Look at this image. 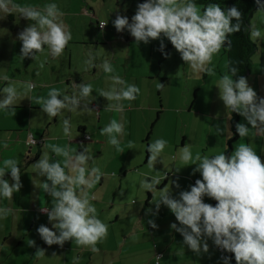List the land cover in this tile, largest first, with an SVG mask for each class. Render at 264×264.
Instances as JSON below:
<instances>
[{
  "label": "clouds",
  "instance_id": "clouds-1",
  "mask_svg": "<svg viewBox=\"0 0 264 264\" xmlns=\"http://www.w3.org/2000/svg\"><path fill=\"white\" fill-rule=\"evenodd\" d=\"M256 13H264V3L255 0ZM0 13L3 19L8 14L19 13L20 17L30 21L17 35L21 42L20 58L37 59V55L47 52L51 58L62 55L64 49L72 39L67 25L63 23L64 13L57 4L47 3L42 6L13 3V0H0ZM242 12L235 6L226 10L220 4L208 3L198 5L195 0H145L137 4L131 22L127 16L116 15L113 26L118 33L127 31L136 44H148L153 40H160L159 51L164 53L165 45L161 37L166 38L173 48L180 54L184 63H187L195 73L214 75L210 67L213 55L222 47L231 46L229 37L240 32L243 26ZM235 23H232V21ZM107 23V22H106ZM102 26V28L106 25ZM250 38L253 41L261 38V30L254 25L249 26ZM170 54H165V59ZM95 56L88 53L84 63L88 68H95ZM43 67V63L40 64ZM105 73H115V69L108 60L99 65ZM235 66H227V71L218 80L217 89L219 99L225 109L235 112L246 121L235 125L236 134L240 138L249 135L250 130L255 134L264 136V98L249 86L243 76H237ZM233 77H237L235 80ZM8 81L0 92V110L15 116L12 105L17 101L19 92L15 82L8 76ZM111 85L108 90L100 89L99 96L108 102L106 109L122 111L121 101H133L140 93V89L127 83L120 75L110 76ZM165 85L157 83L158 89ZM35 88L32 82L25 83V93ZM76 90L73 95L63 94L59 89L51 88L47 96L31 97L41 106V110L49 117L61 114L62 109L75 111L82 107V111L92 112L88 104L94 97L93 86L85 83H72ZM91 97L87 103L84 101ZM62 131L65 136L72 135V122L70 118L62 121ZM250 126V127H249ZM218 135L227 132L231 138L233 133L228 126L215 127ZM125 134L124 124L112 119L108 125L101 129V135L108 137V143L122 151L119 136ZM91 139V137H88ZM29 143L36 144V139ZM167 141L156 139L146 146L148 165L154 168L159 162ZM132 142L129 141V146ZM7 147V145H5ZM51 149L54 159L45 151L33 163L32 169L36 176L44 177L39 182V190L50 197L51 206L40 207L46 214L51 229L43 224L37 228L39 237L45 244L63 246L67 241H75L77 245L87 246L92 252H98V242L108 235V225L98 218L97 208L91 203L95 196H89L90 189L100 181L104 175L99 167L89 168V162L94 159L88 146L79 145L82 151L73 150L70 145H46ZM180 160L185 164L193 162V174L200 173L202 179H197L194 186L188 191H180L174 197L171 185L179 188L175 181L170 187L157 188L161 178L154 176L141 182L142 187L150 193L159 191V199L154 203L155 212L158 213L161 205L166 206L175 216L177 223L170 225L183 237V246H187L195 255L208 253L207 241L212 240L218 249L234 255L236 264H264V163L247 143H239L229 155L220 153L209 157L199 152L193 157L191 145L185 144L179 149ZM175 159V157H173ZM0 166V197L12 199L13 194L22 188L19 161L15 158H5ZM10 174L11 183L4 179ZM167 177L164 174L163 180ZM209 197L217 203L215 206L204 203L203 197ZM11 209L0 207V219L7 218ZM149 212H152L149 209ZM155 214V213H153ZM151 228L158 226L153 220L147 222ZM179 225V226H178ZM35 240H29L30 247L35 246ZM35 255L45 256V250L37 248ZM53 256H56L53 253ZM157 261L161 257H155ZM223 264H230L231 257H222Z\"/></svg>",
  "mask_w": 264,
  "mask_h": 264
},
{
  "label": "crops",
  "instance_id": "crops-1",
  "mask_svg": "<svg viewBox=\"0 0 264 264\" xmlns=\"http://www.w3.org/2000/svg\"><path fill=\"white\" fill-rule=\"evenodd\" d=\"M79 9L80 7H78V11ZM91 11L90 7L84 6L80 9V12L73 13L74 15L69 17L67 11L64 10V15L61 19L64 24H67L68 20L79 19L80 16L90 14ZM93 13L92 11L90 15L93 16ZM8 16L14 22L17 19L20 21V25L18 24L13 29L16 35L9 37L11 38V46L15 47L18 45L17 48L20 51L22 45L16 37L29 22L20 17L19 13H16V20V17H13L12 14ZM98 18L100 17L98 16ZM99 22H102V20H99ZM68 29L75 34V37L69 41L62 55L57 58L49 57L47 52H44L43 55H37V59L34 60L31 58L22 60L20 53H13L9 56L4 53L0 56V90L8 83V81L3 80V77L8 76L11 81L15 82L19 92L17 101L12 105L15 108V116L8 115L3 110H0V162L5 158L17 159L19 161L22 183V188L19 192L13 194L12 199L0 197V207L11 209L7 218L0 219V264H156V254L161 255V260L158 261L159 264H223L218 248L213 245L211 239L207 241L209 246L208 253H202L199 256L195 255L187 246H183V237L174 230H170L172 223L178 224L175 216L163 205H161L158 213L155 212L154 203L159 199V191L156 192L157 194L149 192L150 196L148 200L144 201V205L141 203L144 200L142 196L136 197L137 200L133 204L131 203L132 200L127 203L119 201L124 196L117 197L121 195L120 191L123 185L126 186L125 195L128 194L127 196L130 197L132 195L138 196L140 190H138L137 184L154 176L161 178V184L157 186L158 190L163 187H170V182L172 181L179 184V188L171 185L174 197L178 196L180 191L190 190L193 182L197 179H202V177L198 172L193 174V169L195 168L193 163L190 162L185 165L180 160L177 146H175L174 151H170L168 163L158 168L160 169V174L158 175H153L143 170L142 167L140 172L137 169L133 170L134 167L142 165L141 155L136 154L135 158H132V156L128 158L127 155H124L123 160L119 159V156L124 154L125 150L124 142L121 140L120 147L122 151L118 152L115 150L113 159L104 161V157H100L108 141L105 139L106 135H100L101 129L105 127L106 122L109 123L114 119V117L109 118L110 109L105 108L110 102L99 96L100 89L108 90L111 85V83L110 85L105 83V78L110 73H105L99 67L106 59V54H94L95 60L93 62L97 65L95 68H88L84 63L85 60L76 62L75 58L81 54V51H73L71 46H87L90 41H86L83 35L76 30L75 26L72 28L71 25ZM107 29V25L103 28L98 27L104 37L110 31ZM94 38L99 41L98 36ZM100 44L103 45L102 42ZM109 44H112L111 41L104 45L108 46ZM224 58L225 56L221 57V60H224ZM3 59L4 62H2ZM113 59L108 61L112 64ZM41 63H43V67H40ZM225 63L226 61L222 64V69L220 68L219 72L220 74L222 73L220 76L213 70L215 74L209 77L205 73L204 80L209 77L211 81L215 82L217 87L218 80L225 74ZM114 74H117V72ZM80 78L81 80L78 82ZM246 79L258 97L264 98V66L260 65L258 69H255L251 64V69ZM29 81L35 84V88L31 92L25 93V83ZM211 81L209 92L211 91ZM73 82L76 84L99 82L97 88L91 94L94 99L89 97L84 101V103H87L88 100L92 99L88 104L89 109L93 110L92 112L82 111L83 106H81L80 109L75 111L62 109L60 115L49 117L34 100H29L31 97H46L51 88L59 89L63 94L73 95L76 91L72 88ZM163 82V79L160 80L161 84ZM139 89L140 93L137 96H140L141 90H143L142 88ZM161 90L158 91V94ZM189 91L191 97L186 96V101L182 96L179 97V102L182 104V107H180L181 111L187 110V112L191 113L194 109L196 110L195 113H199L205 118H214L216 120L219 116L224 127L228 126L232 133L237 123L246 124L243 117L235 112L231 113L228 109H225V112H220L223 113L221 115H217L215 112L212 115H208L207 112L209 110L207 108H211L212 99L207 97L205 100L203 98V93L206 92L205 85H195ZM216 91V98H219V90L217 88ZM2 95L3 93L0 92V97ZM181 95L185 96L186 94L181 92ZM184 101L188 102L187 106H184ZM134 102H136V105L138 104V100ZM140 105L142 104H139V107ZM158 108L159 110L157 111L156 107L158 112L156 120L151 122L149 132L146 133L144 139L142 138L145 133H143V129L141 132V128H139L138 135L133 142L134 146L135 141L138 143L146 141L149 144L150 137L153 136V125L159 120L160 101ZM127 109L136 110L137 107L128 106L123 108L122 111ZM233 114L236 115V122L232 127ZM65 118H70L72 122V135L70 137L65 136L62 131L61 125ZM117 120L119 121L120 118ZM102 122H104V126L101 125ZM29 135L33 139L41 141V145H29ZM84 136L91 137V139L86 140ZM214 137L216 138V136ZM229 139L230 137L225 132L221 145H218L217 141L213 143V140H210V146L208 145L207 153L204 155L212 157L225 153V145ZM81 143L89 147L94 157L89 162L88 167H99L104 174L95 187L88 190L90 197L95 196L91 203L97 208L98 218L108 225L107 237L96 245L99 249L98 252H92L90 247L77 245L75 241H67L62 247L59 245L49 246L44 243L36 231L41 224L51 229V224L48 223L46 214L40 211V207L51 206V198L39 190L40 180L43 181L46 178L36 176L31 165L45 151L49 152L54 159H63L62 157H55L51 153V149L46 147V145H70L73 150L77 149L79 152L83 150L79 147ZM205 143L206 141L204 145ZM239 143L250 144L257 155L260 156L261 162L264 163V136L256 135L255 130H250L247 137L240 138L238 136V139L232 144L231 152L235 150ZM185 144L184 137L181 140L180 147ZM0 166H2V163H0ZM164 174H167V177L163 180ZM4 179L8 180L9 183L12 182L10 174H6ZM124 179H127L126 182ZM133 186H136V188L134 189ZM203 201L212 205V199L207 196L203 197ZM136 205L137 207H132ZM149 209L152 212H149ZM148 220H153L158 227L156 229L151 228L147 223ZM29 240H35V246L30 247L28 245ZM37 248L45 250V256L35 255ZM53 253L56 256H53ZM226 256L231 257L230 264H236L233 254L226 252Z\"/></svg>",
  "mask_w": 264,
  "mask_h": 264
},
{
  "label": "rangeland",
  "instance_id": "rangeland-1",
  "mask_svg": "<svg viewBox=\"0 0 264 264\" xmlns=\"http://www.w3.org/2000/svg\"><path fill=\"white\" fill-rule=\"evenodd\" d=\"M13 3L21 6H42L47 3H55L60 11L63 12L66 10L69 17L74 15L73 13L80 12V9L84 6L90 7L94 12L93 16L90 15L92 14L91 11L90 14H84L80 16L79 19L73 18L67 21V27H71L72 25L73 28V26H75L76 30L83 35L84 39L90 41L87 46L76 47L74 45L71 46V48L73 51H81V54L75 58L76 62L88 59L89 52H92L93 55L96 53L101 55L106 54L105 60L111 61V59L114 58L112 64L115 72H117V74L127 83L134 84L138 88L143 89L141 90L140 96H137L135 99L138 100L137 105L136 102H134L135 100H125V103L123 101L120 102L123 105V108L135 106L137 107L136 110L127 109L120 112H116L113 109L109 110V118L114 117L116 120L120 118L119 122L123 123L125 128V134L118 137L119 140L124 142L125 148L124 154H121L119 159L123 160L124 155H127L128 158L131 156L132 158H135L136 154L141 155L142 165L134 167L133 170L137 169V171L140 172L142 167L143 170L148 171L153 175L160 174V169L158 168L163 164L168 163L170 151H174L175 146H177V149L181 148V140L184 137L185 143L191 145L193 157L198 152L201 155L207 153L208 145L210 146V140H213V143H216L217 141L218 145H221L224 134L218 135L215 130L217 125H220L221 128L224 127L219 116L216 120L214 118H205L201 116V114L195 113L196 110L194 109L191 113L187 112V110H180L182 104L179 102V97L182 96L186 101V96L189 98L191 97L189 90L195 85L203 84L206 89V92L203 93V98L205 100L207 97L212 99L210 104L211 108H207L209 110L207 112L208 115H212L213 112L217 113V115H221L223 113L220 112H225L223 102L219 98H216V85L214 81L210 80V75L204 80L205 73L193 72L189 65L182 61L180 54L176 52L173 46L168 53L170 54L169 58L165 59L164 53L159 51L160 40H153L148 44L142 42L136 44L134 38L126 30L118 33L114 28L112 22L118 14L127 16L129 22H131V17L135 14L139 0H13ZM38 3L40 4L38 5ZM78 7H80L79 11ZM8 15L3 19H0V56L4 53L8 56L13 53H20L17 48L18 45L12 47L10 42L11 38H9L10 36L13 37L15 34L13 29H15V26L18 24L20 25V21L17 19L16 13L12 14L13 17H16L15 20L17 19L15 22L10 20V16ZM2 16L3 14L0 13V17ZM98 16L100 18H98ZM99 20H102L104 24L107 22V30H110L105 37L103 36V33L98 30L97 25L99 24ZM28 22L31 23L30 21ZM250 22L251 26L254 25L261 30V38L256 41L252 40L257 45V49L252 56V65L255 69H258L260 65L264 66V13L257 14L255 11ZM70 32L72 38H74L75 34L72 33V31ZM96 36L99 37V41H96L94 38ZM161 39L166 46L168 40L164 37H161ZM108 41H111L112 44L105 46L104 44H108ZM101 42L103 45L100 44ZM40 54L43 55V53ZM220 56L224 57L222 55V50L213 55L212 63L209 65L219 76L222 74L219 72L220 68L222 69V64L226 61L225 58L224 60H221ZM2 62H4V59ZM113 74L114 73H110L106 76V85H110V76ZM162 79L164 80L163 85H165V87L158 94L160 89L157 88V83H160V80ZM80 80L81 78L78 79V82H80ZM210 81L212 83L211 91L209 92ZM98 83L99 82L90 83L93 86V91L97 88ZM181 92H185L186 95H181ZM159 101L161 102L160 116L159 120L153 125V136L150 137L149 143L162 138L167 141V144L158 158L159 162H157L152 169L148 165V160L145 162L146 143L143 144V142L138 143L135 141L134 146L133 142L138 135L139 128H141V132L143 129V133H145L142 139H144L146 133L149 132L151 122L156 120L157 111L159 110ZM185 101L183 104L184 106H187L188 102ZM139 104L142 105L139 107ZM108 124L109 123L106 122L105 126ZM101 125L104 126V122H102ZM214 136H216V138ZM105 137V139L108 140V137ZM129 141L132 142L131 146H129ZM205 141L206 143L204 145ZM225 146H227V144ZM115 150L116 148L107 142L100 157L103 156L104 161H108L111 158L113 159ZM126 180L127 179H124L125 182ZM137 186L138 190H140L138 193L139 195H132L130 197L127 196L128 194H124L126 186L123 185V188L120 191L121 195L117 197L124 196L119 201L121 203H127L132 200L131 203L133 204L137 200L136 197L142 196L144 200H142L141 203L144 205V201L148 198L149 192L142 187L141 183L137 184ZM133 188L135 189L136 186H133ZM132 207H137V205Z\"/></svg>",
  "mask_w": 264,
  "mask_h": 264
},
{
  "label": "trees",
  "instance_id": "trees-1",
  "mask_svg": "<svg viewBox=\"0 0 264 264\" xmlns=\"http://www.w3.org/2000/svg\"><path fill=\"white\" fill-rule=\"evenodd\" d=\"M144 1L145 0H139V3H142ZM195 2L198 5H206L208 3L220 4L221 7H223L225 10L227 8L235 6L242 12L243 26H242L241 31L234 33L229 37V39L231 40L230 48L222 47L221 50L227 62L226 71H227V66L229 65V62H231V65L235 66L238 69L237 76H243L247 78L250 72V69H251V64H253L252 56L257 49V45L252 41V39L250 38V34H249V26H251L250 19H252V16L257 9L255 0H195ZM261 3H264V0H261ZM232 23H235V21L233 20ZM171 47L172 45L168 41L164 49V55L170 52ZM236 78L237 77H233L234 80ZM233 118H234V121L232 123V127L234 126V123L236 122L235 114H233ZM236 139H238V134H236V131L233 130V135L228 140V143L226 146V150H225L226 156L229 155V153H231L232 144H234ZM144 143H146V146L148 145L146 141L143 142V144ZM145 157H146L145 158V161H146L148 158L147 151H145ZM216 203L217 202L212 199V206H215ZM157 255L159 254H156V256ZM155 263L159 264L156 258H155Z\"/></svg>",
  "mask_w": 264,
  "mask_h": 264
},
{
  "label": "built area",
  "instance_id": "built-area-1",
  "mask_svg": "<svg viewBox=\"0 0 264 264\" xmlns=\"http://www.w3.org/2000/svg\"><path fill=\"white\" fill-rule=\"evenodd\" d=\"M103 25H104V23L99 22L98 27H99V28H102ZM30 139H33L31 135H29V137H28V144H29V145H36V144L41 145V141H38V140H36V141H37L36 144H31V143H29V140H30ZM84 139L88 140V136H84ZM195 181H196V180H195ZM195 181L193 182V186H194V184H195ZM218 251H219V253H220V259H222V257L226 256V252H224V251H222V250H220V249H218ZM157 256L160 257L161 255H157Z\"/></svg>",
  "mask_w": 264,
  "mask_h": 264
}]
</instances>
